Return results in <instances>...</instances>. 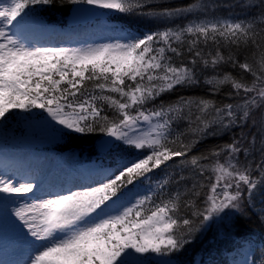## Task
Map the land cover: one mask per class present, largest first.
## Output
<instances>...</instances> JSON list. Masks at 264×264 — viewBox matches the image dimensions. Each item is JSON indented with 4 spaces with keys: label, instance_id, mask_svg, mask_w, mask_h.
I'll return each instance as SVG.
<instances>
[{
    "label": "snow or ice",
    "instance_id": "snow-or-ice-1",
    "mask_svg": "<svg viewBox=\"0 0 264 264\" xmlns=\"http://www.w3.org/2000/svg\"><path fill=\"white\" fill-rule=\"evenodd\" d=\"M56 4L98 8L97 17L113 21L196 18L143 35L113 22L106 24L109 42L48 46L38 39L52 32L42 13ZM250 7L259 13L233 20L209 19L200 0H0V126L31 124L36 112L38 126L58 140L101 134L93 143L100 163L89 162L72 187L46 188L27 172L0 177V208L29 248L21 264H151L153 256L156 264H175L185 245L213 227L223 235L252 215L264 225V118H252L264 113V0ZM224 65L250 82L224 74L203 84L212 96L230 84L231 102L180 96L156 103ZM233 129L241 132L230 143L191 155ZM108 158L114 167L104 164ZM177 159L191 178L180 176L175 192L166 191L173 181L165 179L141 193L154 171ZM241 264H264V254Z\"/></svg>",
    "mask_w": 264,
    "mask_h": 264
},
{
    "label": "trees",
    "instance_id": "trees-1",
    "mask_svg": "<svg viewBox=\"0 0 264 264\" xmlns=\"http://www.w3.org/2000/svg\"><path fill=\"white\" fill-rule=\"evenodd\" d=\"M189 2H191V0H167V3L172 6L187 4ZM200 2L207 6L209 19H246L254 14H258L260 11L258 8L250 7L252 0H200ZM156 3H161V0H156ZM73 7L74 5H64L61 7L59 4H56L50 8H47L46 10H43L42 18L48 25H52L59 29L58 35L60 39L67 40V38L72 36L70 31L74 27L69 23L68 15ZM109 15L116 16L117 14L111 13ZM195 18V16H189L187 19H178L174 22H168L165 24L159 20H153L148 17L129 16L123 19L117 17V19L113 21L110 20L108 16H104L99 17V19L93 21L92 24L106 27V24L115 22L122 24L125 28L131 30L135 34L143 35L146 32L162 30L164 27L183 25ZM200 18L203 19L204 16H201ZM100 19L105 21L101 23ZM257 19H259L258 15ZM106 29H108V27H106ZM90 42L91 41H89V43ZM256 60L257 63H259L258 54L256 56ZM224 74H229L233 79L238 81L250 82V77L248 74L243 73L238 68H233L231 65H224L220 67L215 73H203L200 77L201 84L199 86L191 88H177L174 92L164 94L157 100L156 103H172L180 96L203 97L212 99L217 103L231 102L225 99V97L231 91L230 84L221 85V91L214 96L208 94L209 86L203 84V79L205 76L216 75L218 78H223ZM87 86L89 89H91L92 83L88 82ZM96 91L97 94H99V90ZM36 111L38 112L39 110ZM33 114L34 116H37L36 112ZM131 114L134 115L135 113L133 112ZM256 114L257 120L264 118V113L257 112ZM17 115H19V113H17ZM8 123V129L11 130V133L7 135L8 138L24 136L22 128V126L25 124L24 121L9 119ZM244 131H249V129L246 128ZM240 132L241 129H233L231 133L209 137L197 144L193 148L191 155L206 154L218 145L230 143L232 137L234 135L238 136ZM100 135L101 134L99 133L89 135H73L65 137L62 140L55 141L51 143L49 147L45 148H53L60 154L63 152L73 151L78 155L79 160L83 163L92 159L94 160V158L97 159L93 150V143ZM22 140L19 139V142ZM5 142H7V140ZM258 158L259 157L257 156L256 159ZM104 162L113 167L115 166V161L112 158H108ZM178 164L179 159H177L175 164L169 163L167 168L162 166L160 169L154 171L150 178L151 184H149L147 181L143 182L144 188L147 189L151 187L152 189H157L158 182L168 179L173 182L170 184L169 188L166 189V191L175 192V181L178 180L180 176L191 178V173L189 171L181 170L178 167ZM188 186L190 187L191 185L189 184ZM257 200L259 201V197ZM232 228V234L230 236L219 234L215 235L213 229L202 235H198L194 242L185 245L183 251L176 257L175 264H232L236 262L235 254H238L240 246H245L247 250L252 251L251 259L253 256L259 259V257L264 254V225H261L255 215H252L251 219H237ZM156 261V259L151 260V264H156Z\"/></svg>",
    "mask_w": 264,
    "mask_h": 264
},
{
    "label": "rangeland",
    "instance_id": "rangeland-1",
    "mask_svg": "<svg viewBox=\"0 0 264 264\" xmlns=\"http://www.w3.org/2000/svg\"><path fill=\"white\" fill-rule=\"evenodd\" d=\"M95 20L93 19L91 22ZM100 21L103 23L105 20L100 19ZM88 22L72 30L73 37L70 41L55 42L54 40L49 45L85 47L106 43L114 38V34L110 33L109 28L106 29L102 25L97 26L90 23V21ZM49 26L52 32L39 36V39H43L45 36L50 37V35L56 32V28L52 25ZM89 41L91 42L89 43ZM256 113H254L253 119H257ZM33 117H35V120L31 124L25 122L22 126L23 137H7L11 133V130L8 129V121L5 122V125L0 126V177L11 176L18 172H27L37 175L46 188L60 190L66 187H72L73 183L84 173L85 166L89 162L94 161L97 164L100 163L98 159L94 158V160L92 159L83 164L79 160L78 155L73 151L60 154L53 148H45L59 140L52 133L38 126L35 122L39 120L38 116H34L33 114ZM19 139L23 140L19 142ZM6 140L7 142H5ZM8 164L12 166L11 169ZM104 164L106 165V163ZM79 166L82 167L79 168ZM42 167H45L44 170H41ZM50 171L53 173L49 174ZM144 190L145 188L142 185L140 188L142 194ZM13 206L9 205V207ZM212 229L214 234L217 235L218 230L215 227ZM232 229L225 227L223 235L230 236ZM23 249L29 250L28 246L21 240L19 230L13 228L8 222L7 209L0 208V264H21L28 256ZM250 255V250H247L244 246H240L238 254H235L236 262L232 264H241L246 257L250 259ZM154 259L157 260L158 257L153 256L151 258V260Z\"/></svg>",
    "mask_w": 264,
    "mask_h": 264
},
{
    "label": "water",
    "instance_id": "water-1",
    "mask_svg": "<svg viewBox=\"0 0 264 264\" xmlns=\"http://www.w3.org/2000/svg\"><path fill=\"white\" fill-rule=\"evenodd\" d=\"M100 11V9H94L86 5H76L71 9V12L68 15L69 22L73 25H77L91 21L95 18H98L96 13Z\"/></svg>",
    "mask_w": 264,
    "mask_h": 264
},
{
    "label": "bare ground",
    "instance_id": "bare-ground-1",
    "mask_svg": "<svg viewBox=\"0 0 264 264\" xmlns=\"http://www.w3.org/2000/svg\"><path fill=\"white\" fill-rule=\"evenodd\" d=\"M43 166H44V165H43ZM44 168H45V167H42V169H41V168H40V169H41V170H44ZM40 169H38V170L40 171ZM47 172H48V171H47ZM51 173H53V172L50 171L49 174H51Z\"/></svg>",
    "mask_w": 264,
    "mask_h": 264
}]
</instances>
